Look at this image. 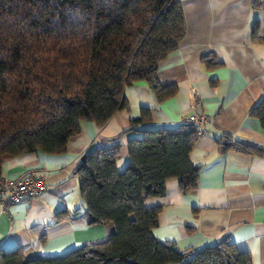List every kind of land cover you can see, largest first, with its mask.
I'll return each mask as SVG.
<instances>
[{
    "label": "trees",
    "instance_id": "1",
    "mask_svg": "<svg viewBox=\"0 0 264 264\" xmlns=\"http://www.w3.org/2000/svg\"><path fill=\"white\" fill-rule=\"evenodd\" d=\"M250 6L264 12V0ZM258 29L255 21L251 37L264 40ZM185 33L179 0H0V174L8 159L65 153L82 122L100 126L126 109L124 91L135 83H146L158 102L172 97L176 85H162L158 67ZM250 115L264 129V93ZM148 119L142 109L137 122ZM126 132L133 135L124 171L116 168L119 146L102 145L75 172L84 212L74 221L108 227L107 238L56 257L0 251V264H252L228 240L178 250L153 234L161 208H147L146 200L163 196L170 178L183 194L196 188L199 169L189 160L194 127ZM223 137L224 149L263 151Z\"/></svg>",
    "mask_w": 264,
    "mask_h": 264
},
{
    "label": "crops",
    "instance_id": "2",
    "mask_svg": "<svg viewBox=\"0 0 264 264\" xmlns=\"http://www.w3.org/2000/svg\"><path fill=\"white\" fill-rule=\"evenodd\" d=\"M179 1L186 33L157 72L162 85H176V93L158 102L146 83H135L124 91L127 108L100 126L82 122L65 153L6 160L0 178L14 180L30 171L43 177L46 191L6 209L0 205V251L18 247L27 259L56 257L105 240L108 227L74 221L84 212L75 175L81 157L102 145H118L116 168L122 172L130 162L127 140L133 133L128 129L174 128L181 116L203 113L210 118L208 133L197 137L189 154L199 169L196 188L183 194L179 180L170 178L163 196L146 200L147 208H161L153 234L178 250L228 240L248 253L252 264H264V129L250 115L264 93V40L251 37L255 21L258 36L264 37V12L252 10V0ZM142 109L149 119L141 123ZM224 135L263 151L224 149Z\"/></svg>",
    "mask_w": 264,
    "mask_h": 264
},
{
    "label": "built area",
    "instance_id": "3",
    "mask_svg": "<svg viewBox=\"0 0 264 264\" xmlns=\"http://www.w3.org/2000/svg\"><path fill=\"white\" fill-rule=\"evenodd\" d=\"M179 122L194 127L198 136H204L208 133L206 126L210 123V118L203 113H194L181 116ZM45 191L43 180L31 173L17 180L0 178V205L2 209H6L8 205L23 199H38Z\"/></svg>",
    "mask_w": 264,
    "mask_h": 264
},
{
    "label": "bare ground",
    "instance_id": "4",
    "mask_svg": "<svg viewBox=\"0 0 264 264\" xmlns=\"http://www.w3.org/2000/svg\"><path fill=\"white\" fill-rule=\"evenodd\" d=\"M27 173H31L33 176H35V177H37V178H40V179H42V180H43V182H44V185H45V181H44L43 177L36 176L35 174H33V173H32V172H30V171L26 172L25 174H27ZM25 174H24V175H25ZM22 176H23V175H22ZM22 176H21V177H22ZM19 178H20V177H19ZM19 178H18V179H19ZM14 180H17V179H14ZM45 188H46V186H45Z\"/></svg>",
    "mask_w": 264,
    "mask_h": 264
},
{
    "label": "water",
    "instance_id": "5",
    "mask_svg": "<svg viewBox=\"0 0 264 264\" xmlns=\"http://www.w3.org/2000/svg\"><path fill=\"white\" fill-rule=\"evenodd\" d=\"M84 158H85V156H82V157H81V160L83 161V160H84Z\"/></svg>",
    "mask_w": 264,
    "mask_h": 264
}]
</instances>
